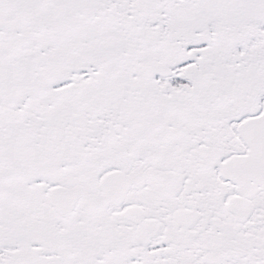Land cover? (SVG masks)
<instances>
[{"label": "flooded vegetation", "instance_id": "flooded-vegetation-1", "mask_svg": "<svg viewBox=\"0 0 264 264\" xmlns=\"http://www.w3.org/2000/svg\"><path fill=\"white\" fill-rule=\"evenodd\" d=\"M166 1L0 0V264H264L243 88L198 80L217 30L180 45Z\"/></svg>", "mask_w": 264, "mask_h": 264}, {"label": "rangeland", "instance_id": "rangeland-1", "mask_svg": "<svg viewBox=\"0 0 264 264\" xmlns=\"http://www.w3.org/2000/svg\"><path fill=\"white\" fill-rule=\"evenodd\" d=\"M166 2L161 5L162 17L166 19L164 25L169 26L170 33L174 30L171 37H182L180 45H202L208 37L205 28H209L210 38L213 37V29L217 30L218 36L213 42H220L219 47L215 45L213 52L196 48L193 53L195 59L201 60L199 70L202 71L196 75L198 80L213 83L207 77L218 74L215 70L218 65L231 69L235 83H232L233 89L243 88L246 118L256 113L264 103V0ZM221 49L226 50L222 57L214 55ZM187 93L184 90L183 94L189 97ZM259 206L261 207V203ZM263 210L262 205L257 215H263Z\"/></svg>", "mask_w": 264, "mask_h": 264}, {"label": "water", "instance_id": "water-1", "mask_svg": "<svg viewBox=\"0 0 264 264\" xmlns=\"http://www.w3.org/2000/svg\"><path fill=\"white\" fill-rule=\"evenodd\" d=\"M238 139L247 152L230 160L225 172L242 198L254 199L264 191V109L241 124Z\"/></svg>", "mask_w": 264, "mask_h": 264}]
</instances>
